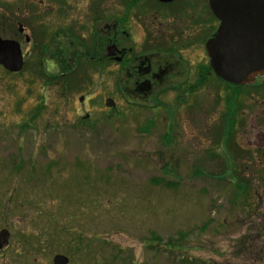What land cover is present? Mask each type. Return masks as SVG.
<instances>
[{
    "label": "rangeland",
    "instance_id": "1",
    "mask_svg": "<svg viewBox=\"0 0 264 264\" xmlns=\"http://www.w3.org/2000/svg\"><path fill=\"white\" fill-rule=\"evenodd\" d=\"M94 1L0 0V37L19 42L24 60L17 74L0 66V229L10 233L0 264H47L77 248L45 243L60 227L71 231L65 239H82L76 252L94 264H264V164L236 147L229 172L214 108L204 132H166L152 100L125 105L111 64L103 72L77 57L67 81L40 75V46L56 31L72 29L87 43ZM101 7L100 26L117 0ZM63 36L60 44L71 40ZM44 62L46 75L58 72L48 54ZM261 108L259 94L244 96L238 131L240 120L264 130L251 112ZM237 182L248 184L246 195Z\"/></svg>",
    "mask_w": 264,
    "mask_h": 264
},
{
    "label": "flooded vegetation",
    "instance_id": "2",
    "mask_svg": "<svg viewBox=\"0 0 264 264\" xmlns=\"http://www.w3.org/2000/svg\"><path fill=\"white\" fill-rule=\"evenodd\" d=\"M104 1L95 0L92 4L91 18L95 25L86 44L72 29L56 31L58 38L63 34L84 50L72 52L70 46L67 55L55 52L53 59L59 70L53 83L67 81L64 76L75 72L73 58L84 59L92 69L103 72L105 66L111 64L116 67L113 74L126 106L152 100L153 109L164 112L166 132L179 127L184 130L188 126L204 132L206 110L214 108L217 142L221 139L225 149L244 150L246 158L257 154L253 158L255 162L264 164V130L255 131L259 128L256 122L248 128L242 120L241 131L237 128L238 117L246 113L241 109L242 98L255 93L261 98L262 108L251 112L258 117V124L264 125V75L247 85L230 84L216 76L210 66L206 43L216 34L220 22L209 0H117L116 15H109L111 22L100 26L99 23L106 19L101 7ZM110 47L112 55L108 54ZM62 61L69 67L66 73H61ZM210 92L213 100L208 97ZM253 150V155L248 152ZM70 232L68 227H60L45 241L63 244L72 240L77 245V248L66 246L64 252H56L47 264H53L56 255L65 258L61 264H94V255L76 252L80 251L82 239H65ZM58 247L48 246L55 251Z\"/></svg>",
    "mask_w": 264,
    "mask_h": 264
},
{
    "label": "water",
    "instance_id": "3",
    "mask_svg": "<svg viewBox=\"0 0 264 264\" xmlns=\"http://www.w3.org/2000/svg\"><path fill=\"white\" fill-rule=\"evenodd\" d=\"M220 24L216 34L206 43L210 65L223 80L234 84L250 83L264 74V0H209ZM19 32L23 27H18ZM26 41L29 37L26 36ZM112 47L108 54L112 55ZM0 65L9 72H19L23 66L20 44L0 37ZM82 99V98H81ZM107 107H114L111 98ZM9 231L0 230V249L8 244ZM65 258L56 255L53 264Z\"/></svg>",
    "mask_w": 264,
    "mask_h": 264
},
{
    "label": "trees",
    "instance_id": "4",
    "mask_svg": "<svg viewBox=\"0 0 264 264\" xmlns=\"http://www.w3.org/2000/svg\"><path fill=\"white\" fill-rule=\"evenodd\" d=\"M56 35L57 34L55 33V35H53L52 37L49 38V41L48 42H44L40 46V48L44 51L43 54H48L51 59L55 58V56H56V53L55 52L56 51L57 52L60 51L62 54L64 53L65 55H67L68 52H69V50H70V48H71L70 46L73 45L72 39L71 40H68V42H66L64 44L63 43L60 44V42H58V40L60 39L61 36L59 35V38H58V36H56ZM40 41H43V40L40 39ZM44 44H46V45L44 46ZM80 44L83 45V46H85L82 43H80ZM86 47H87V45H86ZM42 58H43V56H42ZM39 62H40V59H39ZM62 63H63V68L61 69V73H66L69 70V67L68 66H65V64H67L65 61L64 62L62 61ZM39 67H42L41 62H40V66ZM40 74L42 76H44L45 73L44 72H41ZM51 78H54V76H51L50 79ZM222 151L225 152V154L227 155V157H224L226 159V161H227L226 167L228 168L229 172L232 173V168H231V163L230 162L234 158L238 157L239 154L237 155V151H236L235 148L230 149V148L227 147L226 149L224 148V150H222ZM15 165L16 164L14 163L13 166L15 167ZM18 166L19 165H17L16 167H18ZM49 166L50 165H48V167ZM164 184L167 185L168 183H164ZM235 187H237V192H239L241 194L246 195V193L248 192V184L247 183L237 182L235 184ZM155 238L156 237H154V235H153V236H151L149 238V241L154 240ZM171 244H173V243H171ZM172 246H174V245H172Z\"/></svg>",
    "mask_w": 264,
    "mask_h": 264
}]
</instances>
